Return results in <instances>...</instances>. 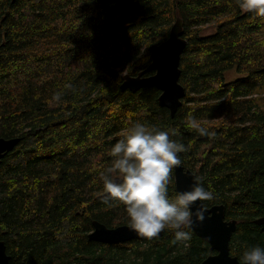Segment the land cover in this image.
I'll use <instances>...</instances> for the list:
<instances>
[{
	"label": "trees",
	"instance_id": "16d2710c",
	"mask_svg": "<svg viewBox=\"0 0 264 264\" xmlns=\"http://www.w3.org/2000/svg\"><path fill=\"white\" fill-rule=\"evenodd\" d=\"M176 17L185 97L171 117L156 89L120 85L123 71L149 66V47ZM207 26L214 33L203 35ZM231 69L240 76L227 82ZM189 113L215 135L186 127ZM135 122L186 146L181 166L214 195L202 204L223 205L225 220L237 221L231 256L264 247V225L253 224L264 217V17L237 0H0V138L18 139L0 163L9 264H200L211 255L193 232L177 244L167 228L152 240H88L93 221L128 225L122 205L102 203L99 174Z\"/></svg>",
	"mask_w": 264,
	"mask_h": 264
},
{
	"label": "clouds",
	"instance_id": "9594fccd",
	"mask_svg": "<svg viewBox=\"0 0 264 264\" xmlns=\"http://www.w3.org/2000/svg\"><path fill=\"white\" fill-rule=\"evenodd\" d=\"M245 12L264 17V0H237ZM60 93L55 98H60ZM186 127L200 136L212 137L210 130L191 113L186 117ZM175 135V133H173ZM186 146L170 138L167 130L150 127L142 122L133 123L110 149V166L100 172L103 183L102 203L123 206L128 227L139 237L157 238L164 229L174 233V242L184 244L191 239L195 223L203 222L206 207L197 201L214 199L200 177H194L186 191L169 195L171 173L181 165L180 153ZM240 264H264V247L246 248Z\"/></svg>",
	"mask_w": 264,
	"mask_h": 264
},
{
	"label": "water",
	"instance_id": "95a60500",
	"mask_svg": "<svg viewBox=\"0 0 264 264\" xmlns=\"http://www.w3.org/2000/svg\"><path fill=\"white\" fill-rule=\"evenodd\" d=\"M118 33L123 31L122 18L115 21ZM183 25L179 17L171 25L168 37L165 41L149 47L150 64L138 72L135 76L122 75L121 90L136 92L143 88H154L159 91L158 105L165 108L171 117L181 106L185 97V89L179 83L180 57L185 49L186 42L182 37ZM151 71V74L148 72ZM18 139L0 138V163L6 154L11 152L17 144ZM196 177L190 170L183 166L175 167L173 170V181L176 193L186 191ZM202 202L197 201L194 208ZM254 225L263 226L264 217L255 219ZM194 235L206 243L211 255L207 256L200 264H240L236 257L229 253V243L237 228L236 220H225L224 206L214 205L206 208L203 222L195 223ZM163 231L157 238L162 236ZM89 241L100 244H124L131 241H141L145 238L139 237L128 225H119L107 228L98 221L92 222V231L87 235ZM155 238V239H157ZM10 257L6 253L5 245L0 241V264H9Z\"/></svg>",
	"mask_w": 264,
	"mask_h": 264
},
{
	"label": "rangeland",
	"instance_id": "374dc122",
	"mask_svg": "<svg viewBox=\"0 0 264 264\" xmlns=\"http://www.w3.org/2000/svg\"><path fill=\"white\" fill-rule=\"evenodd\" d=\"M123 26H124V24H123ZM202 33H203V35H210V34L214 33V29H213L212 26H209V27L207 26V27H205L203 29V32ZM123 74H126V71H123ZM239 76L240 75L236 72L235 69H231V70H229V71H227L225 73V80L227 82H231L234 79L238 78Z\"/></svg>",
	"mask_w": 264,
	"mask_h": 264
}]
</instances>
